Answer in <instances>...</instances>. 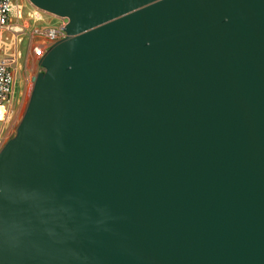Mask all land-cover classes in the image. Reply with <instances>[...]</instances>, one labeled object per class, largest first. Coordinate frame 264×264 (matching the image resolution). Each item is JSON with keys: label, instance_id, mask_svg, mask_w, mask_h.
Returning a JSON list of instances; mask_svg holds the SVG:
<instances>
[{"label": "water", "instance_id": "obj_1", "mask_svg": "<svg viewBox=\"0 0 264 264\" xmlns=\"http://www.w3.org/2000/svg\"><path fill=\"white\" fill-rule=\"evenodd\" d=\"M66 19L0 151V264H264V0H27Z\"/></svg>", "mask_w": 264, "mask_h": 264}, {"label": "built area", "instance_id": "obj_2", "mask_svg": "<svg viewBox=\"0 0 264 264\" xmlns=\"http://www.w3.org/2000/svg\"><path fill=\"white\" fill-rule=\"evenodd\" d=\"M67 21L50 15L26 0H0V151L16 96V79L29 58L37 64L47 51L66 38ZM28 40L25 57L22 45Z\"/></svg>", "mask_w": 264, "mask_h": 264}, {"label": "rangeland", "instance_id": "obj_3", "mask_svg": "<svg viewBox=\"0 0 264 264\" xmlns=\"http://www.w3.org/2000/svg\"><path fill=\"white\" fill-rule=\"evenodd\" d=\"M27 47L28 40H25L22 45L24 57L27 52ZM42 71L43 69L39 64H37L35 60L29 58L26 69L20 72L18 87H16L17 95L11 108L8 131L6 134L8 140L13 138L16 134V129L26 111L36 76Z\"/></svg>", "mask_w": 264, "mask_h": 264}, {"label": "flooded vegetation", "instance_id": "obj_4", "mask_svg": "<svg viewBox=\"0 0 264 264\" xmlns=\"http://www.w3.org/2000/svg\"><path fill=\"white\" fill-rule=\"evenodd\" d=\"M19 76H20V72H19V74H18V76H17V79H16V87H18V83H19ZM17 95V94H16ZM16 97V96H15ZM14 101H15V99H14ZM14 103V102H13Z\"/></svg>", "mask_w": 264, "mask_h": 264}]
</instances>
